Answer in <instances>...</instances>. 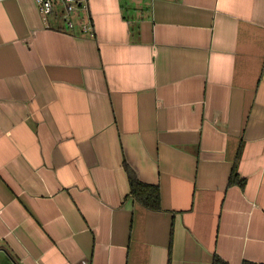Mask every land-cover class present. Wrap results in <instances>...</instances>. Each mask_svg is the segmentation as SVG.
Listing matches in <instances>:
<instances>
[{
    "label": "crops",
    "instance_id": "obj_1",
    "mask_svg": "<svg viewBox=\"0 0 264 264\" xmlns=\"http://www.w3.org/2000/svg\"><path fill=\"white\" fill-rule=\"evenodd\" d=\"M83 1L0 0V264L264 263V0Z\"/></svg>",
    "mask_w": 264,
    "mask_h": 264
},
{
    "label": "trees",
    "instance_id": "obj_2",
    "mask_svg": "<svg viewBox=\"0 0 264 264\" xmlns=\"http://www.w3.org/2000/svg\"><path fill=\"white\" fill-rule=\"evenodd\" d=\"M123 166L128 176L129 195L149 208H154V209L158 208L160 206V194H159L158 186L155 184H149L140 181L137 178L135 171L125 162V160H123ZM229 183L238 184L240 187L244 186V179L239 178L234 168H232V171L230 173ZM170 251H171V246H169V256H168L167 264H170ZM212 264H229V263L220 256L215 254L212 259ZM241 264H264V263L254 262L250 260H243Z\"/></svg>",
    "mask_w": 264,
    "mask_h": 264
},
{
    "label": "built area",
    "instance_id": "obj_3",
    "mask_svg": "<svg viewBox=\"0 0 264 264\" xmlns=\"http://www.w3.org/2000/svg\"><path fill=\"white\" fill-rule=\"evenodd\" d=\"M40 12L48 14L54 9V0H35ZM62 5L61 14L64 17L65 24L67 28H73L75 26V21L73 16L76 15L81 9L86 7L83 0H57ZM82 31L86 32L91 29V24L89 22L81 24ZM80 264H87L83 260Z\"/></svg>",
    "mask_w": 264,
    "mask_h": 264
}]
</instances>
